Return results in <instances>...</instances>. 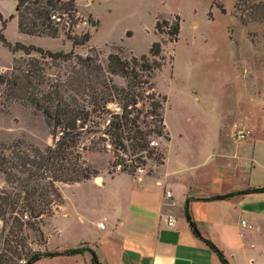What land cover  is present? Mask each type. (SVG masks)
I'll list each match as a JSON object with an SVG mask.
<instances>
[{
	"label": "trees",
	"instance_id": "obj_1",
	"mask_svg": "<svg viewBox=\"0 0 264 264\" xmlns=\"http://www.w3.org/2000/svg\"><path fill=\"white\" fill-rule=\"evenodd\" d=\"M16 13L4 18L0 13V44L12 55L22 51L25 57L13 58L10 71L0 73V112L7 113L13 103L29 106L40 112L49 128L52 143L38 147L21 140L9 145L0 144V264H33L43 258L90 255L89 264H101L96 253L86 243L64 249H46L48 237L44 227L64 199L59 185H74L98 175L83 157L85 151L107 152L112 147L113 165L125 163L123 154L139 155L135 160L144 162L141 153L154 158L157 165L164 154L150 148L151 136L169 140L163 124L165 96L156 91L154 77L165 65L162 40L151 44L148 53L139 57L124 47L111 44L112 51L101 59L96 47L87 54H75L77 47H86L90 33L72 34L76 23L75 0H17ZM254 8L261 13L256 21L264 20V1ZM224 13V10H220ZM59 12V13H58ZM65 14L69 27L52 20L53 15ZM15 19L17 31L31 37L60 39L61 33L71 44L69 52L50 51L20 42L11 43L4 35L8 21ZM180 17L174 21H156L154 29L166 34L174 44L180 31ZM239 22L246 26L243 17ZM98 26V23L93 25ZM130 33H127V37ZM36 54L37 57H34ZM171 65L172 56L169 58ZM60 68L61 76L53 80L45 76L46 67ZM121 78L119 85L114 78ZM112 107L118 110H113ZM93 136L88 145L82 138ZM110 175L112 171L108 172ZM264 193V187L217 195L211 200H227L233 196ZM191 232L206 244L221 264H229L222 251L205 238L192 217L185 210ZM44 251L31 248L34 243ZM21 262V263H19Z\"/></svg>",
	"mask_w": 264,
	"mask_h": 264
},
{
	"label": "crops",
	"instance_id": "obj_2",
	"mask_svg": "<svg viewBox=\"0 0 264 264\" xmlns=\"http://www.w3.org/2000/svg\"><path fill=\"white\" fill-rule=\"evenodd\" d=\"M86 1L82 6L88 8L95 0L89 5ZM91 13L95 15L92 9ZM99 25L98 21L93 32ZM90 35L92 39L91 32ZM253 72L264 83V54L261 67ZM187 85L191 95L177 94L176 109H166L168 96L157 90L166 98L163 124L169 140L163 162L141 182L127 173L110 175L107 166L104 179L91 163L99 172L96 177L64 185L76 189L78 200L72 210L64 201L57 211L64 222L56 233L65 241L57 248L86 243L101 264H221L216 254L191 232L185 218L187 210L198 230L222 251L229 264L240 257H249L252 262L242 243V231L264 225V200L256 197L264 193L236 195L227 200L210 198L264 187V116L240 102L235 110L226 106L222 109L221 99L210 93L207 79H189ZM259 98L264 108V95ZM233 112L236 120L226 126L224 121ZM234 125L248 130L249 135L237 141L232 135ZM164 190L171 191L175 206L164 199ZM169 215L175 219L172 226L165 220ZM233 216L240 218L237 227ZM243 216L247 220L241 219ZM43 259L89 264L90 255L85 252Z\"/></svg>",
	"mask_w": 264,
	"mask_h": 264
},
{
	"label": "rangeland",
	"instance_id": "obj_3",
	"mask_svg": "<svg viewBox=\"0 0 264 264\" xmlns=\"http://www.w3.org/2000/svg\"><path fill=\"white\" fill-rule=\"evenodd\" d=\"M259 1L264 0H95L92 6L85 8L82 6L83 0H75L78 14L76 23L79 19H86L89 24L85 26L75 23L71 28L72 34L91 32L93 36L89 43L93 45L77 47L74 52L84 56L89 47L98 45L96 48L100 53L99 57L105 60L107 54L112 51L111 44H116L124 47L123 54L126 57H129L127 47L136 56H141L147 54L153 42L162 40L165 42L162 54L166 61L161 71L156 72L154 83L156 91L168 96L166 109L178 107L177 94L182 92L191 95L187 85L189 79L204 78L211 83L210 93L213 97L221 99L219 102L222 109L226 106L235 110L240 102L242 105H250L264 116V108L259 102V97L264 95V83L253 72L261 67L264 54V20H254L262 17L259 10L254 8ZM16 3V0H0V13L5 19L15 15ZM221 8L224 13L220 11ZM91 9L96 16L91 13ZM175 16L180 17V31L177 41L171 44L166 34H159L154 30V25L156 20L174 21ZM240 17L248 21L246 26L239 22ZM98 21L100 24L98 30L93 32L96 29L93 25ZM4 35L11 43L20 42L24 45L64 52L72 49L63 33L60 40L18 33L16 20L13 19L7 22ZM33 56L37 57L36 54ZM171 56L172 63L169 65ZM20 57H25L22 51L12 55L0 44V73L9 72L12 59ZM62 73L60 68L51 66L45 70V76L51 80ZM114 79L117 84L124 85L121 78ZM112 109L116 110L115 107ZM235 120L233 112L226 117L224 124L230 126ZM92 137L82 138V146L88 145ZM15 140L38 147L52 143L49 128L40 112L18 103H13L7 113L0 112V144L9 145ZM165 144L166 141L163 139L158 146L162 153ZM83 157L89 165L92 163L101 171L103 178L106 177L104 168L106 166L107 170L109 168L108 164L112 159L110 152L85 151ZM147 165L148 171H153L157 164L155 165L152 160L148 161ZM59 189L65 203L67 201L68 210L76 207L78 200L76 189L64 185H59ZM256 197L264 200V195ZM57 211L47 220L44 227L45 235L48 237L46 249L49 250L61 248L65 242L63 237L56 233L64 222ZM241 219L247 220L246 216ZM239 220L237 216L232 217L235 227ZM242 234L245 251L253 260L249 262V257H240L233 264H264V225L259 229L243 230ZM31 241L34 242L31 245L34 251L45 250V247L35 244L33 237ZM58 261L43 259L33 264H60Z\"/></svg>",
	"mask_w": 264,
	"mask_h": 264
},
{
	"label": "built area",
	"instance_id": "obj_4",
	"mask_svg": "<svg viewBox=\"0 0 264 264\" xmlns=\"http://www.w3.org/2000/svg\"><path fill=\"white\" fill-rule=\"evenodd\" d=\"M86 2L89 5L91 3V0H87ZM77 16L78 14H75V20H77ZM51 18L56 23L64 24L67 28L69 27V19L65 14L61 15V17L56 14V15H53ZM76 24L77 25L82 24V25L87 26L89 24V21L86 19H82V20L79 19V22ZM73 26L74 24L72 25V28ZM116 110L118 109L116 108ZM232 135L237 141H241V140H244L249 135V131L242 128L241 126L234 125ZM149 138H150V142H149L150 148H153L154 150H156V152H160L158 150V146L160 144V141L163 140L164 138L156 137L154 135ZM106 150L107 152H110L112 154V159L110 163L108 164L109 168L107 171L109 172V170H111L113 175L116 173H127L131 175L133 179L137 182H141L142 179L151 172L150 170L148 171L147 169L148 168L147 162L152 161V160L155 162L154 158H148L145 152L140 154L142 156L140 159L144 162H139L138 160H135L139 155H130L129 153L123 154L119 152L121 157H123L126 160V162L123 164L116 163L113 165V161L115 157L113 156L111 145L107 144ZM155 165H156V162H155ZM163 197L165 200L169 201L170 206L176 205V202L172 196L171 191L164 190ZM165 220L168 226H172L175 223L174 217L170 215L167 216ZM242 224H244L243 221H242ZM99 226L102 228V224H100Z\"/></svg>",
	"mask_w": 264,
	"mask_h": 264
},
{
	"label": "water",
	"instance_id": "obj_5",
	"mask_svg": "<svg viewBox=\"0 0 264 264\" xmlns=\"http://www.w3.org/2000/svg\"><path fill=\"white\" fill-rule=\"evenodd\" d=\"M16 10H17V8H16Z\"/></svg>",
	"mask_w": 264,
	"mask_h": 264
}]
</instances>
